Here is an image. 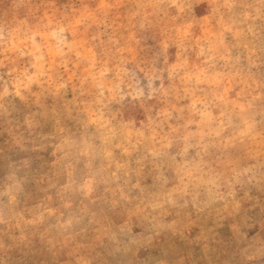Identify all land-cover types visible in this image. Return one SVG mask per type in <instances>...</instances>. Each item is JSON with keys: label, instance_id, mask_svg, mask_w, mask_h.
Masks as SVG:
<instances>
[{"label": "clouds", "instance_id": "1", "mask_svg": "<svg viewBox=\"0 0 264 264\" xmlns=\"http://www.w3.org/2000/svg\"><path fill=\"white\" fill-rule=\"evenodd\" d=\"M0 264H264V0H0Z\"/></svg>", "mask_w": 264, "mask_h": 264}]
</instances>
